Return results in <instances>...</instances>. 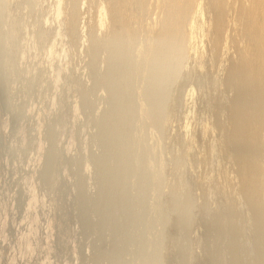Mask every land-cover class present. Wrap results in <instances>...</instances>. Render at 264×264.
I'll return each mask as SVG.
<instances>
[{
  "label": "rangeland",
  "instance_id": "374dc122",
  "mask_svg": "<svg viewBox=\"0 0 264 264\" xmlns=\"http://www.w3.org/2000/svg\"><path fill=\"white\" fill-rule=\"evenodd\" d=\"M115 1L0 0V264L264 261V177L252 200L241 176H264V85L239 71L245 0L220 44L211 0L174 33L169 1L137 0L141 15ZM120 8L140 17L122 31Z\"/></svg>",
  "mask_w": 264,
  "mask_h": 264
},
{
  "label": "bare ground",
  "instance_id": "6f19581e",
  "mask_svg": "<svg viewBox=\"0 0 264 264\" xmlns=\"http://www.w3.org/2000/svg\"><path fill=\"white\" fill-rule=\"evenodd\" d=\"M113 1V0H112ZM117 1V3L118 4H114L116 7L119 5L120 7H126V6H128L129 5V1L130 0H116ZM116 1H115V3H116ZM137 2L138 3V1L137 0H134L133 1V3L134 2ZM148 0H146V1H143L142 3H143V5L144 6H147L148 8H149V2H147ZM158 1V0H157ZM165 1L166 2H170V3H168V5L170 6H168L167 8H166V6H164L165 5ZM201 1V0H200ZM200 1L199 0H160L156 5H160V4H163V6L161 5V7H165L166 9H167V11L170 9V11H172V13H173V15L174 16H176V19L174 20V19H172L171 18V15H170V19H172L173 21H176V23L174 24V23H172L173 21H171V23H172V25L174 24L175 25V28L173 27V33L174 32H178L177 30H179L178 29V27L181 25L182 26V24H183V21H184V23L187 21H185V18L187 19V16H186V14L187 13H189V14H191L192 15V11H189V9H191V8H193L194 10H195V6L197 7V9H199L201 6L200 5H202V3L200 4ZM212 1V7H211V9H213V11H214V19H213V22L211 23L212 25V27L214 28V30L212 29V31H215L214 33L216 34L215 35V39L214 40H216V43L217 42H219V38L225 33V31H224V33L221 35V33H222V28L223 27H226L227 28V21H228V17L230 16V13H229V15H228V11L230 12V10H229V4L230 3H232L231 2V0H211ZM239 1V0H238ZM237 1V2H238ZM160 2H162V3H160ZM230 2V3H229ZM134 3V4H132V5H130L131 7H133V8H130V10L131 9H133V10H131L132 12L134 11V9H135V6H136V12H138L139 11V9H137L138 8V5H141L140 3H141V1H140V3ZM145 3H147V4H145ZM153 3V2H152ZM135 4H137V5H135ZM109 5L110 4H108V6L107 7H109ZM156 5H154L155 7H156ZM159 5L156 7V9L158 10V7H159ZM209 5H210V3H209ZM232 5H233V3H232ZM240 5H242V8L240 9V12H239V16L237 17L238 19H237V24H238V26H240L241 28H242V30H244V35H242V36H244V37H247L248 39H249V43L247 44L248 46L243 50V52H242V54L240 55L241 56V67H240V73H242V75H244V76H247L248 78H250V80L252 81V83L253 84H258V85H260L261 87H263L262 85H264V0H248V1H246L245 0V2L242 4H240ZM111 6V5H110ZM142 6V5H141ZM140 6V7H141ZM115 7V8H116ZM147 7H142V8H146V10H147ZM210 7V6H209ZM111 7H109V9H110ZM141 8V9H142ZM233 8V7H232ZM231 8V9H232ZM118 10H119V8H117ZM117 9H115L114 11H116L117 12ZM121 9H123V8H120V10ZM126 8H124L123 10H122V14H124L123 16V20H121V18H119L121 21H119V19H117L119 22H121V24H120V27L119 26H117L118 25V23H117V25H116V27H119L120 28V30L122 31V28L124 29V27H126V23L128 22L129 24H131L130 22H132V21H134V20H137V18L139 19L140 17H137V18H135L134 19V17H133V20H131V18L132 17H130V16H132L131 15V11H130V14H128V13H126L124 10H125ZM129 9V8H128ZM143 9V10H144ZM201 9H202V7H201ZM200 9V10H201ZM101 10V9H100ZM106 10V9H105ZM58 11V10H57ZM158 11H160L161 12V10H158ZM169 11V12H170ZM108 12H110V13H112L110 10L108 11ZM143 12V11H142ZM142 12L140 13V11L138 12L139 13V15H141L142 14ZM163 13H164V9H163V11H162ZM169 12H166V13H169ZM203 12V11H202ZM101 13H103V14H105V12L103 11V12H101ZM101 13H99L100 15L99 16H101ZM138 13H132L133 15H135V14H138ZM162 13V14H163ZM171 13V14H172ZM198 13V12H197ZM238 13V12H237ZM113 14H114V12H113ZM130 15L129 17H130V20L131 21H129V17H128V15ZM161 14V13H160ZM161 14V15H162ZM208 14V13H207ZM117 15H119L120 16V14H117ZM160 15V17H162L163 18V16H161ZM169 15L167 16V17H169ZM172 15V16H173ZM201 15V14H200ZM114 15H112V17H113ZM208 16V15H207ZM120 17H122V16H120ZM188 17H189V15H188ZM191 17V16H190ZM231 17V16H230ZM230 17H229V19H230ZM210 18V17H209ZM170 19H169V21H170ZM189 19V18H188ZM128 20V21H127ZM157 20V19H156ZM212 20V19H211ZM100 21V23H98V24H100V26H103V24L105 23V21L103 20V18L101 19V20H99ZM164 21H165V19H164ZM189 21V20H188ZM206 21H207V19H206ZM230 21H232V20H230ZM229 21V22H230ZM227 22V23H226ZM128 23H127V26H128ZM141 23V22H140ZM143 23V22H142ZM168 23V22H167ZM166 23V24H167ZM233 23H235V21L233 22ZM232 23V24H233ZM106 24V23H105ZM114 24H116V22L114 23ZM166 24H164V25H166ZM187 24V23H186ZM171 24H170V26H172ZM184 25V24H183ZM224 25H226V26H224ZM142 26V25H141ZM180 26V27H181ZM194 26V25H193ZM210 26V27H211ZM105 27V26H104ZM161 27H163V26H161ZM184 27H185V25H184ZM183 26H182V28H184ZM168 28H170V27H168ZM172 28V27H171ZM240 28V29H241ZM161 28L159 27V30H160ZM175 29H177L176 31H174ZM192 29V28H191ZM239 29V30H240ZM119 30V29H118ZM119 30V31H120ZM126 30H128V29H126ZM153 30V29H152ZM171 30V29H170ZM183 30V29H182ZM242 30H240V32L242 31ZM116 31V30H115ZM114 31V33H116ZM119 31L117 32L118 34H119ZM154 32H155V30H153ZM161 31V30H160ZM160 31H156L157 32V34H158V32L160 33ZM169 31V29H167V32ZM211 31V32H212ZM162 32V31H161ZM164 32H165V29H164ZM243 32V31H242ZM151 33H152V31H151ZM182 33V32H181ZM117 34V35H118ZM161 34V33H160ZM164 33H162L161 35H163ZM167 34V33H166ZM179 34V33H178ZM178 34H177V36H178ZM240 34V33H239ZM165 35V34H164ZM182 35V34H181ZM180 34H179V36H181ZM221 35V36H220ZM156 36V35H155ZM158 36H159V34H158ZM176 36V35H175ZM179 36H178V38H179ZM220 36V37H219ZM224 36V35H223ZM222 36V37H223ZM187 36H185V37H183L182 39H184V38H186ZM221 37V38H222ZM157 38V37H156ZM165 39H167L168 37H164ZM173 38H174V40L177 38V37H174L173 36ZM238 38V37H237ZM236 38V39H237ZM160 39V38H159ZM161 39H163V37L161 38ZM171 39V38H170ZM169 39V40H170ZM244 39V38H243ZM134 41H135V39H133ZM169 40H167V42L169 41ZM186 40V39H185ZM213 40V42H215ZM247 40V39H246ZM133 41V42H134ZM155 41L157 42L158 40L157 39H155ZM162 42L164 41V39L163 40H161ZM177 41V40H176ZM181 41V40H180ZM184 41V40H183ZM167 42H164L163 44L162 43H160V44H162L163 46H162V48L164 47V44L165 43H167ZM186 42H187V40H186ZM135 44V43H134ZM156 44V43H155ZM181 44V43H180ZM219 44H220V42H219ZM152 45H154V44H152ZM177 44H176V42H175V45L174 46H176ZM216 45H218V44H216ZM155 46V45H154ZM170 46V45H169ZM168 47V46H167ZM153 48V47H152ZM155 48V47H154ZM160 49H162L161 47H159ZM216 49H219V48H217V47H215V49L214 50H216ZM151 51H152V49H150ZM156 50V49H155ZM217 51V50H216ZM216 51H215V53H216ZM52 51H50V53H51ZM153 52V51H152ZM151 52V53H152ZM156 52V51H155ZM218 52V51H217ZM217 54V53H216ZM153 55H154V52H153ZM154 59H155V61H156V56L155 57H153ZM152 58V59H153ZM164 58H162V60H163ZM240 59V58H239ZM184 61H185V59H183ZM150 61H151V59H150ZM182 62V60L180 61V63ZM156 63H157V61H156ZM177 63H179V61L177 62ZM164 63L162 62V65H163ZM172 64V63H171ZM184 64H185V62L182 64L181 63V65L182 66H184ZM157 65V64H156ZM160 65V64H159ZM174 65V64H173ZM176 65V64H175ZM177 66V65H176ZM159 69L160 67H156V69ZM165 68V67H164ZM166 68H167V66H166ZM177 69H176V71H178V69L180 68H178V66L176 67ZM238 68V67H237ZM157 69V70H158ZM160 69H162V67L160 68ZM182 69V68H181ZM165 70H167V69H165ZM238 70V69H237ZM159 71V70H158ZM238 71V72H239ZM166 72V71H165ZM167 72H168V70H167ZM178 73H180V72H178ZM235 73V72H234ZM160 74V73H159ZM237 74V73H236ZM173 75V74H172ZM171 75V76H172ZM231 76V75H230ZM170 78V77H169ZM176 78V77H175ZM175 78H173L172 80H174ZM240 79H241V77H240ZM246 81V80H245ZM246 84H247V82H246ZM249 84V83H248ZM236 86V85H235ZM246 86V85H245ZM255 86V85H254ZM253 86V87H254ZM259 86V87H260ZM252 87V88H253ZM257 87V86H256ZM260 87V88H261ZM262 89H264V87L262 88ZM244 94H245V91H244ZM240 96V95H239ZM241 97V96H240ZM239 97V98H240ZM263 97H264V95H263ZM238 99V98H237ZM243 99V98H242ZM242 99H239V100H242ZM244 100V99H243ZM242 100V101H243ZM238 102V101H237ZM260 102H262V99H261V101ZM259 104V103H258ZM254 105V104H253ZM260 105V107H261V104H259ZM256 106V105H255ZM254 106V107H255ZM258 106V105H257ZM253 107V106H252ZM236 108H239V105H238V107H236ZM235 108V109H236ZM244 108V107H243ZM261 108H263V107H261ZM233 110V109H232ZM237 110V109H236ZM253 110V109H252ZM256 110H257V107L253 110V111H255L256 112ZM120 111H123V110H120ZM240 111H242V110H240ZM258 111H260V108H259V110ZM233 112V111H232ZM238 112H239V109H238ZM251 112V111H250ZM235 113V112H234ZM234 113H232L233 115H234ZM262 112H260V113H255V114H261ZM116 114H118V113H116ZM239 114V113H238ZM236 115V114H235ZM253 115V114H252ZM253 116H255V117H257L256 115H253ZM237 118V117H236ZM248 119V118H247ZM254 119V118H253ZM245 121V120H244ZM247 121H251V120H247ZM237 124H240V123H235L234 125H236V126H238ZM242 124V123H241ZM257 124V123H256ZM260 124V123H259ZM233 125V126H234ZM249 125V124H248ZM232 126V125H231ZM232 126V127H233ZM252 126V125H251ZM261 126V125H260ZM231 127V128H232ZM230 128V129H231ZM251 128H253V126L251 127ZM255 129V128H254ZM253 129V130H254ZM259 129H260V127H259ZM253 130L251 129V131L249 130L248 132H253ZM256 130V129H255ZM254 130V131H255ZM235 131V130H234ZM233 131V132H234ZM264 132V131H263ZM262 132V133H263ZM261 133V135H263ZM248 135H250V134H248ZM252 135H250V136H248V137H251ZM253 136H254V133H253ZM252 136V137H253ZM243 137H245V136H243ZM252 137H251V139H252ZM257 137V136H256ZM246 138V137H245ZM240 139V138H239ZM241 140V139H240ZM256 140V139H255ZM130 141H131V138H130ZM248 141V140H247ZM122 142V141H121ZM225 142V141H224ZM224 142H222L223 144H224ZM240 142V141H239ZM123 143V142H122ZM121 143V144H122ZM221 143V144H222ZM258 143V142H257ZM223 144L222 145H219V146H223ZM235 144H237V143H235ZM240 144V143H239ZM239 144H238V147H239ZM241 144H242V141H241ZM244 144V143H243ZM248 144V143H247ZM213 145H216V144H213ZM249 145H251V144H249ZM119 146H122V145H120L119 144ZM135 146V145H134ZM218 146V145H217ZM217 146H215L214 148L216 149V147ZM227 146V145H226ZM242 146V145H241ZM213 147V146H212ZM211 147V148H212ZM224 147V146H223ZM245 147V146H244ZM251 147V146H250ZM121 148V147H120ZM136 148V147H135ZM134 148V149H135ZM214 148H212V149H210V151L212 152L213 150H214ZM220 148V147H219ZM240 148V147H239ZM243 148V147H242ZM248 148V147H247ZM246 148V149H247ZM137 149V148H136ZM221 149V148H220ZM223 149V148H222ZM221 149V150H222ZM252 149V148H251ZM251 149H248V150H250L251 151ZM224 150H225V148H224ZM255 150H257L256 148H255ZM255 150H253V151H255ZM119 151V150H118ZM209 151V152H210ZM215 151H217V150H215ZM251 152L250 154H252V153H254V152ZM125 152V151H124ZM127 152V154H130V153H128L129 151H126ZM214 152V151H213ZM256 153H259L258 151H255ZM248 153V152H247ZM116 154V153H115ZM124 154H126V153H124ZM126 154V155H127ZM258 155V154H257ZM257 155H256V157H257ZM250 155H247L246 157H249ZM115 157H116V155H115ZM127 157V156H126ZM128 157H129V155H128ZM246 157H244V158H246ZM251 157V156H250ZM256 157H254V158H256ZM258 157H260V156H258ZM134 158V157H133ZM252 158H253V156H252ZM251 159V158H250ZM247 160V159H246ZM139 161V160H138ZM251 161H252V159H251ZM118 162H119V160H118ZM128 162V161H127ZM140 162V161H139ZM142 163H143V161H141ZM122 163V162H121ZM131 163V162H130ZM239 163H241V162H239ZM133 164V163H132ZM242 164H243V162H242ZM250 164V163H249ZM247 165V164H245V165H243L242 167H241V169H242V174H241V176H242V181H243V184L245 185V187H246V192H247V194H248V197L250 198V199H252V200H255L258 196H259V193H260V184H259V182H260V177L262 176V177H264L263 175H261V166H259L258 164H250V165ZM141 165V164H140ZM115 166H116V163H115ZM118 167H120V166H118ZM133 168V167H132ZM131 168V169H132ZM136 168V167H135ZM138 168V167H137ZM140 170V169H139ZM116 171V170H115ZM121 171V170H120ZM133 171H134V169H133ZM264 171V170H263ZM124 172V171H123ZM132 172V171H131ZM109 173H111L110 171H109ZM113 173V172H112ZM134 173H135V171H134ZM109 175V174H108ZM112 175V174H111ZM113 175L115 176V173H113ZM121 175V174H120ZM119 175V176H120ZM118 176V177H119ZM117 177V176H116ZM127 178V177H126ZM146 178V177H145ZM105 180H106V178H104ZM148 178H146L145 180H147ZM144 179L142 180L143 181V183H144V181H145ZM104 182V181H103ZM106 182V181H105ZM113 182V181H112ZM115 182V181H114ZM113 182V183H114ZM124 182H127V180H124ZM107 183L108 182H106L105 184L107 185ZM109 183H111V182H109ZM118 183V182H117ZM143 183H142V185H143ZM129 184V183H128ZM103 186H105L104 185V183H103ZM102 186V187H103ZM128 186V185H127ZM139 186V185H138ZM124 187V186H123ZM123 187H122V189H123ZM147 187V186H146ZM146 187H144L143 189H145ZM125 188H126V186H125ZM125 188H124V190H125ZM108 189V188H107ZM121 189V188H120ZM139 189V188H138ZM119 190V189H118ZM108 191V190H107ZM127 191V190H126ZM116 191H114V193H115ZM137 192V191H136ZM136 192H132V193H136ZM119 193H121V191L119 192ZM125 193V192H124ZM242 193V192H241ZM133 195H135V194H133ZM116 196V195H115ZM111 197V196H110ZM133 197H135V196H133ZM132 197V199H131V202L133 201V199H135V198H133ZM140 197V196H139ZM104 198H105V196H104ZM116 198V197H115ZM131 198V197H130ZM110 199V198H109ZM126 199V198H125ZM103 200H105V199H103ZM106 200H108V199H106ZM111 200V199H110ZM110 200H108V201H110ZM129 200V199H128ZM260 201L261 200H263V199H259ZM258 200V202H260ZM101 201V200H100ZM107 201V202H108ZM117 201H118V198H117ZM136 201V200H135ZM106 202V203H107ZM121 202V201H120ZM123 202H124V200H123ZM123 202H121V204L123 203ZM134 202V201H133ZM140 202V201H139ZM255 202V201H254ZM258 202H255V204L256 203H258ZM33 202H31V204H32ZM102 203V202H101ZM115 203V202H114ZM118 203V202H117ZM262 203H264V202H262ZM30 204V206H32ZM34 204V203H33ZM109 203H107V206H109L108 205ZM120 204V203H119ZM129 205V203H127L126 202V204L125 205ZM133 204V203H132ZM192 204V203H191ZM252 205V204H251ZM254 205V204H253ZM252 205V206H253ZM263 205V204H262ZM130 206H131V204H130ZM188 206V205H187ZM190 206V205H189ZM255 206V205H254ZM253 206V207H254ZM256 206H258V205H256ZM255 206V207H256ZM121 207H122V205H121ZM253 207H252V209H251V212H252V210H253ZM259 207V206H258ZM106 208V207H105ZM108 209H109V207H107ZM117 208V206L114 208V209H116ZM127 208V207H126ZM191 208V207H190ZM137 208H134L133 207V210H134V212H137V210H136ZM257 209V208H256ZM110 210H113L112 208L110 209ZM109 210V211H110ZM122 210V209H121ZM120 210V211H121ZM128 210V209H127ZM136 210V211H135ZM260 210V209H259ZM261 210H263L264 211V209H262L261 208ZM108 211V210H107ZM115 211V210H114ZM138 211H140V209H138ZM185 211V210H184ZM258 211V210H257ZM122 212H125V211H122ZM129 212V211H128ZM190 212V211H189ZM259 212V211H258ZM132 213V212H131ZM130 213V214H131ZM188 212H186V214H187ZM191 213V212H190ZM260 213H261V211H260ZM262 213H264V212H262ZM117 214H119L118 212H117ZM255 214H256V211H255ZM128 215V217H129V214H127ZM185 215V214H184ZM193 215V214H192ZM231 215V214H230ZM254 215V214H253ZM263 216H264V214H262ZM122 216H125L126 217V214L125 213H123V215ZM131 216V215H130ZM133 216V215H132ZM131 216V217H132ZM186 216V215H185ZM130 217V218H131ZM135 217V216H134ZM138 218L140 217V214H139V216H137ZM187 217V216H186ZM196 217L197 216H195V218H194V216H192V218H194V220H196ZM261 217V216H260ZM120 218V217H119ZM124 218V217H123ZM133 218V217H132ZM137 218V219H138ZM188 218V217H187ZM192 218H189V219H192ZM232 218V217H231ZM262 218V217H261ZM122 219V218H121ZM126 219H127V217H126ZM129 219V218H128ZM137 219H135V220H137ZM185 220H186V218H184ZM88 220V219H87ZM91 220V219H90ZM261 220V219H260ZM259 220V222H261ZM263 220V219H262ZM89 221V220H88ZM126 221V220H125ZM131 221H133V220H130V222ZM187 221V220H186ZM258 221V220H257ZM255 222V223H258V224H255L254 226H260V225H262V223H264V220H263V222L262 223H259V222ZM124 222V221H123ZM127 222V221H126ZM194 222V221H193ZM222 225V224H221ZM224 225H226V223H224L223 224V226ZM222 226V227H223ZM254 227V230L257 228L258 230H257V232L256 233H258L259 232V235L256 237V239H257V241H256V239H255V241L257 242V244H262L261 242L260 243H258V241L260 240L259 238H261L262 236V234H261V232H260V230L262 231L263 229H264V225H263V228L262 227ZM225 227V226H224ZM217 228V227H216ZM215 228V229H216ZM263 233V232H262ZM264 235V234H263ZM259 237V238H258ZM263 240V242H264V239H262ZM253 243H254V241H252ZM251 242V243H252ZM234 243V242H233ZM250 243V244H251ZM252 243V244H253ZM256 244V246H259V249H260V246H264V245H257ZM264 244V243H263ZM29 248V249H28ZM28 250H30V246H28ZM258 249V250H259ZM236 250V249H235ZM261 251L260 252H264V247H263V250H262V247H261V249H260ZM233 251H234V248H233ZM261 254V253H260ZM259 254V259H260V256L262 255H260ZM264 254V253H263ZM262 256H264V255H262ZM261 256V260H262V258L264 259V257H262ZM237 257V256H236ZM234 259V258H233ZM14 262V261H13ZM262 262H264L263 260L262 261H259V263H261V264H263ZM258 263V264H259ZM13 264V263H12ZM236 264H239V262L237 263V261H236Z\"/></svg>",
  "mask_w": 264,
  "mask_h": 264
}]
</instances>
